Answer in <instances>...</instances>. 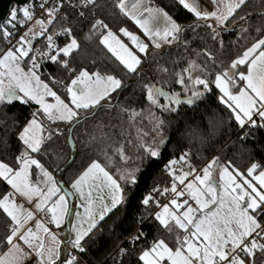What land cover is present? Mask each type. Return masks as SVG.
<instances>
[{
  "label": "snow or ice",
  "instance_id": "obj_1",
  "mask_svg": "<svg viewBox=\"0 0 264 264\" xmlns=\"http://www.w3.org/2000/svg\"><path fill=\"white\" fill-rule=\"evenodd\" d=\"M82 2L89 5L94 4L95 0ZM211 2L216 6L214 11L204 10L199 0H178V3L193 13L197 20H214V25L207 26L211 27L216 35L219 26L229 22L236 9L244 5L246 0H229L227 4H224L223 0ZM115 7L125 17L134 21L157 49L161 47L160 41H167L169 37L176 39V34L183 30L167 12L150 6L146 0H115ZM41 8H44V3ZM45 11L49 17L46 22L43 19L34 21L35 25L40 26V32H33V29L29 28L13 48L0 55V105H11L14 102H34L38 105L32 113V118L26 122L19 134L24 151L16 158L17 166L13 167L0 161V180L12 189L11 192L0 196V209L12 221L10 233L5 241L7 251L0 252V264H24L33 254L36 264H56L59 259L60 241L42 220H36L35 230L25 227L29 221L35 219L34 213L26 211L24 205L17 202V196L25 198L28 203L35 199V208L44 212L46 217L50 214L48 222L57 227L72 213L68 197L78 194L83 198V213H76L81 223L76 226L74 239L68 240V244L84 252L85 238L97 228L107 212L122 202L123 190L118 180L135 182L133 173L129 172L128 177L121 175L114 178L106 166L94 160L71 183V190H62L53 175L32 155L40 153L45 143L53 137V130L45 125V120L51 123H75L80 117V110L104 107L101 102L106 104L111 94L122 86L121 80L112 74L98 70L90 72L86 69L76 72V69L70 68V61L61 59V56L70 57L80 45L72 37V30L66 28L57 35L71 38L63 47L57 46L54 36L47 33L48 25L53 23L59 12V6L46 8ZM22 14L25 19L20 23L34 20V14L29 8L22 9ZM15 19L14 13L13 20ZM92 30L99 36V43L129 72L137 70L140 58L122 37H127L139 53H147L149 50V45L127 28L121 27L118 32H114L103 20H96ZM3 35L8 37L11 33L4 32ZM37 36L46 37L47 51L33 47L32 41ZM43 59L75 73L70 83L64 85L66 99L41 78ZM25 60L29 65L27 70L22 67ZM242 65L246 66V71H238ZM192 67L194 65L185 71L190 73ZM50 79L53 83H62L54 78ZM189 79L193 87L203 86L205 91L211 90L208 79L191 75ZM177 82L183 84L184 76L181 75ZM238 82H243V86L239 87ZM212 83L221 93L220 103L230 109L238 127H264V39L253 43L228 68L217 73ZM201 95L203 93L193 91L184 103L191 105L194 98L198 99ZM146 97L152 105L163 107L165 111L174 109L168 105L162 106L160 97H164L170 105L182 103L178 94H170L155 85H146ZM129 115L135 118L140 113L131 110ZM255 117L262 123H258ZM162 123L163 121H158L156 128ZM71 132L72 129L69 128L66 140L71 138ZM55 133L60 134L59 127L55 129ZM141 147L145 148L151 157L160 155V150L153 148L151 142H146ZM115 152L122 160L127 161L123 146L115 149ZM187 157L188 153L185 152L178 159L170 161L171 187L154 190L160 191L161 195L172 194L169 203L162 206L158 200L155 201L156 205L162 208L155 219L172 235V245L164 239H159L153 242L149 249L142 251L139 259L143 264H249L245 257L253 258L257 251L264 253V168L253 163L245 176L235 169L230 171L229 166L221 165L216 158L203 168L201 176L194 175L195 169L188 163ZM178 164L181 165L179 170L176 168ZM184 165H188V171H183ZM214 166L220 169L219 180L214 178ZM33 167L41 174L40 179L35 182L30 178ZM190 176H193V179L185 184ZM179 185L184 187L178 190ZM105 187L111 195V208L105 205L97 214L95 200H103L101 193ZM152 199L149 196L142 202L148 205ZM85 223L87 227H84ZM41 231L50 237L55 247L46 246L44 237L39 234ZM66 264L78 262L72 257Z\"/></svg>",
  "mask_w": 264,
  "mask_h": 264
},
{
  "label": "trees",
  "instance_id": "obj_2",
  "mask_svg": "<svg viewBox=\"0 0 264 264\" xmlns=\"http://www.w3.org/2000/svg\"><path fill=\"white\" fill-rule=\"evenodd\" d=\"M150 1L167 12L178 25L185 27L175 46L168 47L160 41L161 47L155 48L134 21L119 12L115 0H95L94 4L86 6L82 5V0H62L55 20L48 25L47 34L56 36L59 47L71 38L57 35L66 28L72 30V37L78 41L80 47L70 57L61 56V59L70 61V68L76 69V72L81 69L90 72L98 70L112 74L122 82L121 88L111 94L106 104L101 102L104 107L80 110V117L75 123L45 120V125L53 130V137L40 153L32 154L63 189L68 188L94 160L106 166L115 178L124 176L125 169L134 168L135 182L118 180L123 190L120 205L100 221L84 240V264H143L139 257L153 242L164 239L172 245V235L155 219V206L144 205L142 201L149 196H156L160 202L165 200L167 194L161 195L160 191L154 190L171 187L170 161L178 159L183 153H188V163L195 171L213 158L242 174L247 173L253 163L264 168V127H238L230 109L220 103L221 93L212 83L217 73L228 68L247 48L264 38V0H246L236 9L230 21L225 22L224 28H218L216 35L207 26L212 25L209 21L197 20L178 0ZM12 10L4 24L6 28L10 27ZM96 20H103L114 32L121 27L127 28L149 45L147 53H139L127 37H122L140 58L135 72L127 71L99 43V36L92 30ZM43 38L36 37L34 43L40 44ZM4 47L5 39H2L0 53ZM193 65L190 73L185 71ZM245 68L242 65L238 71ZM41 73V78L66 99L64 85L70 83L75 73L51 61L41 67ZM181 75L184 76L183 84L177 82ZM189 75L208 79L211 90L205 91L203 86L193 87ZM50 78L62 83H53ZM146 85L160 86L180 96L191 97L193 91L203 95L192 105L184 102L170 105L159 98L162 106L174 109L165 111L147 100ZM242 85L243 82H238L239 87ZM37 108L34 102L0 105V161L17 166L16 158L24 151L19 134ZM131 110L140 115L130 117ZM212 116L222 120L219 130L211 128ZM158 121L163 123L157 129ZM57 127L60 134L55 133ZM69 128L72 129L71 138L66 140ZM195 129L201 130L206 137L199 148L186 139ZM152 134L157 139L151 142L152 147L160 150L158 157H151L141 147L148 142L146 137ZM120 146L128 157L126 162L115 152ZM177 166L181 168L180 164ZM183 169L189 170L188 165H184ZM38 173L39 170L33 167L34 177ZM8 192V184L0 180V196ZM140 213H144L143 234L130 243L127 238L135 229ZM11 225V219L0 209V252L8 247L5 241ZM245 260L249 264H264V253L257 251L253 258L245 257Z\"/></svg>",
  "mask_w": 264,
  "mask_h": 264
},
{
  "label": "built area",
  "instance_id": "obj_3",
  "mask_svg": "<svg viewBox=\"0 0 264 264\" xmlns=\"http://www.w3.org/2000/svg\"><path fill=\"white\" fill-rule=\"evenodd\" d=\"M61 1L62 0H46V2H45V0H31L25 6H19V8H17L15 11L16 19L13 20V16H12V20L10 22V27L6 28L3 26L0 28V41L2 39H5V47H4L3 51L0 53V55L3 54L4 52H6L8 49L13 48L17 44V41L20 40V37L23 36L25 33H27L29 31V28H32L33 26H35L34 21L36 19H43L46 22L49 19V17H48L47 12L45 11V9L59 6ZM42 3H44V8H41ZM82 5L86 6L83 2H82ZM24 8H29L33 12V14H34V20L33 21H27L25 23H20V21H23L25 19L23 17V14H22V9H24ZM4 32H10L11 36L5 37L3 35ZM50 35H53V34H50ZM53 36H54L55 44L57 46H59L58 41L56 39V36L55 35H53ZM34 40L32 41V44H33V47L35 49H40L42 51L48 50L47 49V41H46L45 36H44V38L40 44H35ZM49 61L50 60H47V59L41 60V67ZM255 119L257 120V117H255ZM257 122H259V120H257ZM176 168L179 169V166L176 165ZM203 168L204 167L195 171L194 175H201L202 176L203 175V172H202ZM191 178H193V176H191ZM152 198L153 199L149 202V204L152 206H155V214H157L158 212H160L162 210V208L158 207L155 203V201H157V200L159 201V199L156 196H152ZM171 199H172V194L168 193L163 202L159 201L160 205L162 206L166 203H169V201ZM49 218H50V215L48 217H46L45 213H36L34 221L36 222V220H42L46 226L51 227V226H53V224H50L48 222ZM143 221H144V213L138 214L137 218H136V227L133 230V232L129 235V237L127 238L128 242L134 243L143 234V229H142ZM32 228H33V230H35V226H33ZM137 237H139V238H137ZM84 252H80L79 250L74 249L72 246L69 247L70 258L75 257L78 264H84V261H83Z\"/></svg>",
  "mask_w": 264,
  "mask_h": 264
},
{
  "label": "crops",
  "instance_id": "obj_4",
  "mask_svg": "<svg viewBox=\"0 0 264 264\" xmlns=\"http://www.w3.org/2000/svg\"><path fill=\"white\" fill-rule=\"evenodd\" d=\"M147 3H149V5L151 6V2L150 0H146ZM156 7V6H154ZM157 8V7H156ZM224 28V27H223ZM185 30V29H184ZM183 31V30H182ZM177 35V34H176ZM264 39V38H263ZM172 40H176V39H172L171 37H169V39L167 41H161L162 43H165L166 45H169ZM180 38L177 39V43L179 42ZM176 43V44H177ZM243 71H246V68L245 70ZM243 86V85H242ZM241 86V87H242ZM213 159H216V158H213ZM212 159V160H213ZM212 160H210L204 167H206ZM91 164V163H90ZM89 164V165H90ZM88 165V166H89ZM87 166V167H88ZM86 167V168H87ZM85 168V169H86ZM84 169V170H85ZM83 170V171H84ZM219 168H215L214 166V171L215 172H218ZM230 171H232V169L229 168ZM259 171V169L257 170V172ZM245 176L247 175V173L244 174ZM115 178V177H114ZM54 179L56 180V178L54 177ZM188 179H190V177H188ZM249 179H251L249 177ZM57 181V180H56ZM119 182V181H118ZM255 183V181H254ZM71 185V184H70ZM9 186V185H8ZM43 186V185H41ZM257 187H259L257 185ZM10 188V192L12 191L11 187L9 186ZM122 188V187H121ZM62 190H71L70 189V186L66 189H63ZM101 195L103 196V200H95V209L97 211V214L99 213V210L107 205L109 208H111V195L109 194V190L105 187L101 193ZM122 196H123V192H122ZM17 199V202L18 203H22L25 207V210L26 211H32L34 213V217H35V214L36 213H44V212H40L38 211L36 208H35V199L33 200L32 203H28V201L23 198V197H19L17 196L16 197ZM68 200H69V207L72 209V213L70 215H68L67 217H65L62 221V223L60 224L59 227H57L55 224H53V226L51 227H48L49 230L54 233L56 235V238L57 240L60 241V245H59V259L56 261V264H66V262L71 259L70 258V254H69V247H71L70 244H68V240H71V239H74V236H75V229H76V226L78 224L81 223V221L77 218L76 216V213L79 212V213H83V207L81 206L82 203H84V200L83 198H81L78 194L77 195H73V196H70L68 197ZM123 200V199H122ZM120 204H118L117 206H119ZM116 206V207H117ZM115 207V208H116ZM114 208L111 209V211L113 210ZM107 212L105 214V217L111 212ZM50 215V214H49ZM104 217V218H105ZM100 222V221H99ZM35 221L34 219L29 221V223L25 226L26 228L27 227H33L35 226ZM84 227H87V224L85 223L84 224ZM42 237H44L45 239V243H46V246L49 247V248H52V247H55V245L52 243L50 237H47L46 234H44L42 231L39 233ZM86 239V238H85ZM84 242V241H83ZM21 244L23 243L22 241L20 242ZM171 246V245H170ZM25 248L27 250V246L25 245ZM7 251V248L6 250ZM24 264H36V257L35 255L33 254L31 256L30 259H27Z\"/></svg>",
  "mask_w": 264,
  "mask_h": 264
},
{
  "label": "rangeland",
  "instance_id": "obj_5",
  "mask_svg": "<svg viewBox=\"0 0 264 264\" xmlns=\"http://www.w3.org/2000/svg\"><path fill=\"white\" fill-rule=\"evenodd\" d=\"M151 3V6L152 7H154V6H156L152 1H150ZM229 2V0H223V3L224 4H227ZM199 3H200V6L204 9V10H206V11H214V10H216V6L211 2V0H199ZM157 7V6H156ZM14 8V7H13ZM158 8V7H157ZM221 10H223V5H222V9ZM15 11H16V8H14L13 10H12V15L15 13ZM195 16V15H194ZM197 19V18H196ZM212 25H214L216 22L214 21V20H212V19H209L208 20ZM225 26V24H223V25H221V26H219V29H221V28H223ZM182 27V29H183V31H184V29H185V27L184 26H181ZM32 29H33V32H40L41 31V28H40V26L39 25H35V26H33L32 27ZM183 31H181L180 33H178L176 36H177V38H176V40H172V42L168 45V47H171V46H175L176 45V43H177V39H179L180 37H181V33L183 32ZM38 37V36H37ZM2 55V54H1ZM29 65H28V62L26 63V60L24 61V62H22V67H24L25 68V70H27V67H28ZM49 100L51 99V98H48ZM146 138H148V142H154L155 140H157L156 139V135L155 134H152V135H150V136H147ZM130 166V165H129ZM180 169V168H179ZM178 169V170H179ZM133 170H134V168L131 166L130 168H127V169H125V171H124V176L125 177H128L129 176V172H131V173H133ZM183 171H188V170H186V169H183ZM219 171H220V169L218 170V172H215L214 171V178L215 179H217V180H219ZM40 176H41V174H39L38 173V175L36 176V177H34V174H33V168L31 169V179L33 180V182H35V181H37L38 179H40ZM193 178H191V176H190V179H187L186 181H185V184H187L190 180H192ZM184 186H182V185H179L178 186V190H180V188H183ZM184 198H186V197H184ZM181 199H183V198H181ZM190 203H193L194 204V202L193 201H190Z\"/></svg>",
  "mask_w": 264,
  "mask_h": 264
},
{
  "label": "water",
  "instance_id": "obj_6",
  "mask_svg": "<svg viewBox=\"0 0 264 264\" xmlns=\"http://www.w3.org/2000/svg\"><path fill=\"white\" fill-rule=\"evenodd\" d=\"M30 1L31 0H0V28L4 26L5 22L7 21L9 15L11 13V10H12V8L14 6H25ZM157 87H160V86H157ZM160 88H162V87H160ZM163 90L165 92H168L165 89H163ZM168 93H170V92H168ZM179 97H180V99H181L182 102L187 101V99L189 98V97L180 96V95H179ZM160 98L163 99L164 101H167L164 97H160ZM197 101H198V99H195L194 98L193 104H195Z\"/></svg>",
  "mask_w": 264,
  "mask_h": 264
},
{
  "label": "clouds",
  "instance_id": "obj_7",
  "mask_svg": "<svg viewBox=\"0 0 264 264\" xmlns=\"http://www.w3.org/2000/svg\"><path fill=\"white\" fill-rule=\"evenodd\" d=\"M210 120H211V128L214 130H219L221 124L223 123L222 120L218 116H212ZM205 138H206L205 133H203L199 129L193 130L186 137L187 140L193 143L195 148L201 147L205 142Z\"/></svg>",
  "mask_w": 264,
  "mask_h": 264
}]
</instances>
